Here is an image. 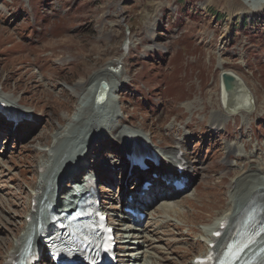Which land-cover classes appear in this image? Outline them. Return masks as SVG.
Returning a JSON list of instances; mask_svg holds the SVG:
<instances>
[{"label":"rangeland","instance_id":"374dc122","mask_svg":"<svg viewBox=\"0 0 264 264\" xmlns=\"http://www.w3.org/2000/svg\"><path fill=\"white\" fill-rule=\"evenodd\" d=\"M63 37L52 46L65 51L45 67L53 73L41 78L40 68L27 67L26 52L33 55ZM72 60L77 64L65 70ZM107 67L112 75L125 70L123 85L109 73L101 81L115 86L109 107L119 120L98 113L95 125L105 132L114 127L112 136L86 137L91 106L87 99L82 104L84 91ZM222 70L245 82L253 111L219 115L227 107L220 96ZM0 93L30 115L13 124L0 114V264L12 235L21 236L26 226L39 161L54 147L55 154L74 158L83 142L80 168L98 174L104 187L99 206L121 225L114 231L135 233L144 243L132 258L138 264H191L203 254L200 236L250 187L264 183V0H0ZM80 107L85 122L69 131ZM212 115L223 129L209 127ZM128 132L146 134L158 151L180 144L192 167L188 188L175 198L148 174L153 189L142 199L150 207L135 230L114 215L141 188L128 175L122 144L112 138L124 133L125 141ZM228 145L234 152L225 151ZM255 166L263 171L249 175ZM168 169L162 161L160 172ZM242 174L249 178L231 197V181ZM163 188L166 196L155 195Z\"/></svg>","mask_w":264,"mask_h":264},{"label":"bare ground","instance_id":"6f19581e","mask_svg":"<svg viewBox=\"0 0 264 264\" xmlns=\"http://www.w3.org/2000/svg\"><path fill=\"white\" fill-rule=\"evenodd\" d=\"M259 3H257V4H259ZM64 38L65 37H63L61 39H56L54 41H48V43H46L45 45L40 46L39 52H35L33 55L29 52H26L25 57L29 60L27 67L29 66V67L40 68L42 70L43 74H41V72L38 69H36V72H37V75L40 76L41 78H45L47 76L48 72L53 73V71L45 70V67H46L47 62H49L51 60V58H52L51 56L56 57V56H58V54L60 52L65 51L66 48H62V47H60V45H57L56 47L52 46L54 43L60 44L61 42H64L67 39L66 38L64 40ZM68 38L70 39V37H68ZM128 46H129V40H128ZM129 47H128V49H129ZM41 54H43L42 55L43 62H41V64L38 65L36 59ZM72 59H74V58H72ZM72 61L73 62H71V61L67 62V64L64 67L65 70L69 69L72 65L77 64L76 60H72ZM111 67H114V66H111ZM122 68H123V66H122ZM124 72H125V70H123V71L121 70L118 73L115 72L112 75L110 73L108 67H107L102 73H99L98 75L93 76L91 78V85H92L91 90L90 91H86V90L84 91L85 93L83 95L84 98L82 101V104H83L84 101H86V99H87L89 101L88 106H91L90 117H88V124H89L88 128L89 129H88V132L86 133V137L88 136V134H89V136L91 135V136H96V137L112 136L111 133L114 131V127H111L108 130V132H105L104 129H102V127H100L98 124L95 125V121L98 118H102L100 116L102 113H104V114L111 113L110 117L114 121L118 122L119 116H118L117 112L114 110H111L109 107V105L112 104L113 100H114L111 98V96H112L111 93H112V91L115 90V86L112 85L111 83H108V82H107L108 83V85H107L105 82V84L107 86V91L104 94H100V86L102 83L101 81L104 82V80H105V77H104L105 73L106 74L109 73L110 75L114 76L115 78L121 79V83L123 85L124 81H125L123 79ZM222 72L230 73L231 75H233L236 78V86L238 84L242 83V87L244 89L241 88L242 89L241 95H240L241 97H239V99L236 102H234L231 100V98L233 97V92L230 94L224 93L222 86L220 84V78H219L220 96H222L223 104L227 105V107H225V109L223 108L222 111L220 110L219 115L221 114V115L225 116L224 118L227 119V118L235 115V113L238 111H242V112L253 111L252 107L255 106V103H253V101H254L252 98L253 96H252L251 92L249 91L248 87L246 86L245 82L243 80H241L236 74H234L232 72L223 71V70H222ZM127 77H129V76L127 75L126 78ZM97 89H98V91H97ZM94 90H95V92H94ZM96 91H97V93H96ZM91 95L93 96V98H89ZM225 100H227V102ZM118 101H120V98ZM0 103L2 106L5 107L6 110H10L11 112H14V113L17 112L16 110L18 108H17V106H15L12 103V100L7 98V97L2 96L1 93H0ZM98 113H100V115ZM20 114L26 115L27 113H24L23 110L22 111L20 110ZM85 114H86V111L80 107L78 115L75 116L74 120L71 121L73 126L72 125H71L72 127L70 126L71 129H69V131H74V130L76 131L77 127H80L83 125V123L85 122L84 121L85 120V117H84ZM115 114H116V116H115ZM191 115H193V113ZM219 115L215 116V118H217ZM213 117H214V115L211 116V121L210 120L208 121L209 127H211L212 129H217V128L223 129V126H221V127L217 126L218 125L217 121H219V120H214ZM212 119L214 120L213 122H212ZM62 133L63 132H61L60 135H62ZM117 134H116V136H117ZM71 135L73 136V134H71ZM126 137L127 138L125 139V141L121 140V138H124V133L118 135L117 137H112V138H115L117 142L122 144V155L124 153H127V151L130 149V147L136 143V140H138L139 142H142L143 144L148 143V140H149L147 135L144 133L133 134V133L128 132ZM68 138H70V137H68ZM80 146H81V148H80V150H78V153L74 158L69 156L68 152H66V151H61V152H58L55 154L54 149L56 150V148L54 147V149L53 148L48 149V152L52 150V153H51L52 155L46 151V153H47L46 156H44L41 159V161H39V163L36 167L37 184L34 187V189L32 190V192L30 193V196H29V199H30L29 200V209L30 210H29V214H27V216H26V219H27V217H30V223L25 222L26 226L24 227L21 236H15L14 237V235H12L11 240H12L13 245L11 247V250L6 249L2 264H4V263L8 264L7 262L12 258V256L18 255L21 252L25 251L26 249L30 248V249L34 250L36 247L39 248V240H38V233L36 231V227H37L38 223H41V222L45 223V217H44L45 214H43V212H44L45 207L47 206L48 203L52 204V200L55 196V193H54L55 192L54 191L55 182H59V180H61L62 175L64 173L68 172L74 165L81 163L83 161V159L81 157H83V154L85 152V147H84L85 143L83 142ZM64 148L63 149L61 148V149L64 150ZM231 148L234 149V146L228 145L225 147V151H227L228 153L234 152L235 149L232 150ZM57 151H58V149H57ZM157 152H158L159 156L161 157L162 161L167 163L168 168H170L171 170L177 169V165H178L179 161L177 160L176 154L178 152L179 153L182 152L180 144H177L175 147H172L169 150L168 149L167 150L161 149ZM115 155L116 154L112 155L111 158L112 159L116 158ZM54 156H55V159L52 160V157H54ZM45 157L46 158L50 157L51 158L50 162H49V160H48V163L43 162L46 159ZM120 160H121V158H120ZM159 165H160V162H159ZM62 171H63V174H62ZM191 171H192V167L190 165H187V168L183 169L182 174H188V176H190L189 173ZM262 171H263V168H259V166H255L254 169L249 170L248 174L249 175L251 173H260L261 174ZM249 175L242 174L241 176H239L234 181H231L230 187L233 188L232 191L230 192L231 197L236 196V194H238L240 192L241 183L246 181L247 178H249L248 177ZM243 177H245V178H243ZM61 189H62V187H60V185H59L58 191H60ZM164 194L167 195V193L165 191H164ZM176 195L177 194H173V195L171 194L172 197H176ZM143 202L148 203L146 201H143ZM33 203L37 204L36 212L34 211V208L32 209ZM233 204H234L233 205L234 207L232 208L231 211L229 210L226 212L227 213L226 215L218 217L216 219V223H214L212 226H210V229L206 232L207 234L206 235L202 234L200 236V238L204 241V244L201 245L203 247L204 253L207 251V243L212 242V237H211L212 233L218 230L221 223H226V228L222 231L223 234H222L221 238H219L217 240V243H216V250H218L220 252L226 248V245H227L226 241L228 240V238L231 234V231H234V228L236 226H241L242 223H249L247 221V219H249V218L261 219L260 222L261 223L264 222V183L250 187V189L248 191H246V194L243 197H241L240 199H237V201H235ZM170 210H171V208L169 209V211ZM122 216H123V214L117 215V213H115V218H117V219L122 218ZM125 225H127V223ZM126 228H128V227H126ZM125 239H126L125 243L123 245H121L122 247L117 246V249H119V250L121 249V250H125V251L117 254V256H118V258H120L121 263L130 264L132 262L130 259L135 254L134 251H136V252L139 251L140 247L144 243L139 241L140 237H138V235H135V233H129ZM134 242H136L135 245H134ZM246 246H248V245H246ZM41 249L42 248H39V250H41ZM0 254L3 255L4 253L0 252ZM138 258H140V256ZM251 260H253L254 262H257V263H262L264 261V232L254 238L251 245L246 247L242 251V253L238 256V258L233 262V264H247ZM132 264H138L137 260H134Z\"/></svg>","mask_w":264,"mask_h":264},{"label":"water","instance_id":"95a60500","mask_svg":"<svg viewBox=\"0 0 264 264\" xmlns=\"http://www.w3.org/2000/svg\"><path fill=\"white\" fill-rule=\"evenodd\" d=\"M219 78L224 93L230 94L233 92V97L231 98V100L236 102L239 99V97H241L240 95L242 89H244L242 87V83L236 86V78L230 73L222 72ZM106 91H107V86L106 84L102 83L100 86V92L104 94Z\"/></svg>","mask_w":264,"mask_h":264},{"label":"snow or ice","instance_id":"6c2138e0","mask_svg":"<svg viewBox=\"0 0 264 264\" xmlns=\"http://www.w3.org/2000/svg\"><path fill=\"white\" fill-rule=\"evenodd\" d=\"M214 235H219V233H214ZM211 259V255H209V260Z\"/></svg>","mask_w":264,"mask_h":264},{"label":"trees","instance_id":"16d2710c","mask_svg":"<svg viewBox=\"0 0 264 264\" xmlns=\"http://www.w3.org/2000/svg\"><path fill=\"white\" fill-rule=\"evenodd\" d=\"M245 27V26H244Z\"/></svg>","mask_w":264,"mask_h":264}]
</instances>
